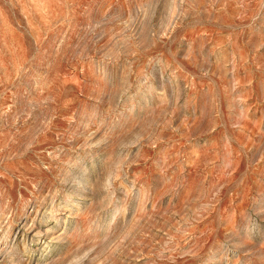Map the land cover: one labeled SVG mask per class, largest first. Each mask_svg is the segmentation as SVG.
<instances>
[{
    "label": "rangeland",
    "instance_id": "rangeland-1",
    "mask_svg": "<svg viewBox=\"0 0 264 264\" xmlns=\"http://www.w3.org/2000/svg\"><path fill=\"white\" fill-rule=\"evenodd\" d=\"M0 264H264V0H0Z\"/></svg>",
    "mask_w": 264,
    "mask_h": 264
}]
</instances>
